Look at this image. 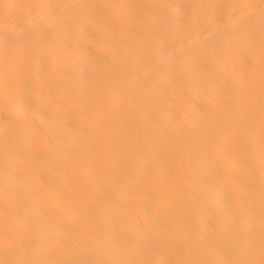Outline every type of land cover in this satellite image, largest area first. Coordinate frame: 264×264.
Here are the masks:
<instances>
[{"label": "bare ground", "instance_id": "obj_1", "mask_svg": "<svg viewBox=\"0 0 264 264\" xmlns=\"http://www.w3.org/2000/svg\"><path fill=\"white\" fill-rule=\"evenodd\" d=\"M0 264H264V0H0Z\"/></svg>", "mask_w": 264, "mask_h": 264}]
</instances>
